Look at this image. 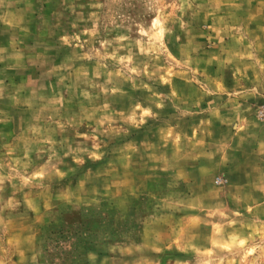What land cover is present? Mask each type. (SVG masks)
Returning <instances> with one entry per match:
<instances>
[{
  "label": "clouds",
  "instance_id": "1",
  "mask_svg": "<svg viewBox=\"0 0 264 264\" xmlns=\"http://www.w3.org/2000/svg\"><path fill=\"white\" fill-rule=\"evenodd\" d=\"M0 264H264V0H0Z\"/></svg>",
  "mask_w": 264,
  "mask_h": 264
}]
</instances>
